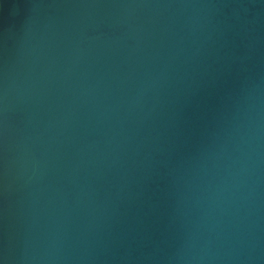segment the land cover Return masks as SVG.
<instances>
[{
  "label": "water",
  "instance_id": "water-1",
  "mask_svg": "<svg viewBox=\"0 0 264 264\" xmlns=\"http://www.w3.org/2000/svg\"><path fill=\"white\" fill-rule=\"evenodd\" d=\"M0 264H264V0H0Z\"/></svg>",
  "mask_w": 264,
  "mask_h": 264
}]
</instances>
